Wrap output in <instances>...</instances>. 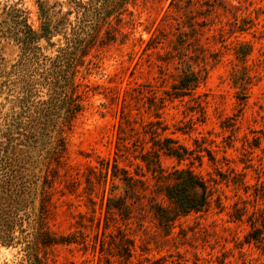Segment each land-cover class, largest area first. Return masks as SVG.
<instances>
[{
	"label": "rangeland",
	"instance_id": "rangeland-1",
	"mask_svg": "<svg viewBox=\"0 0 264 264\" xmlns=\"http://www.w3.org/2000/svg\"><path fill=\"white\" fill-rule=\"evenodd\" d=\"M40 1L0 0L1 232L4 209L20 191L19 183L4 182L6 173L27 172L32 186L22 106L32 68L22 64V32L25 22L39 28ZM48 1L59 18L70 9L69 0ZM121 14L81 69L90 91L83 113L61 133V165L57 146L46 158L36 198L33 188L28 197L31 222L37 216L55 235L75 234L78 243L44 248L28 227L26 251L15 226L12 246L0 240V264H264V240L247 242L264 220V0H133ZM189 71L200 77L199 87L176 96L173 87ZM151 122L165 129L159 138L188 150L183 160L160 154L154 170L189 169L213 191L208 209L177 218L170 228L150 205L167 206L168 182L140 159L155 161L145 133ZM103 160H117L144 181L141 206H133L130 219L108 211V196L118 197L122 185L116 181L111 192Z\"/></svg>",
	"mask_w": 264,
	"mask_h": 264
},
{
	"label": "trees",
	"instance_id": "trees-1",
	"mask_svg": "<svg viewBox=\"0 0 264 264\" xmlns=\"http://www.w3.org/2000/svg\"><path fill=\"white\" fill-rule=\"evenodd\" d=\"M131 1L133 0H69L70 9L60 18L58 17L59 12L55 13L53 10L56 6H48V0L40 1L38 2L39 28L34 30L26 22L24 24L22 64L26 67L31 66L32 77L31 84L28 83L26 89L25 99L22 101L27 125L24 126V123L18 120L16 129L19 130L24 126L27 134H31L27 135L26 139L31 140L32 143V200L36 198L38 186L42 182V168L47 156L59 146V151L56 152V163L59 168L62 155L66 151L61 133L64 130H70L85 109L84 102L90 89L80 79V76L84 78L81 69L88 67L86 58L99 41L104 29L112 28L114 19L122 15L126 5ZM72 14H75L73 21L69 17ZM58 36L61 37L58 42H53V39ZM112 37L111 34L110 41L115 40V37ZM55 47L58 48L54 55L49 56L45 53L48 48ZM248 54L247 52L246 56ZM199 85L200 77L189 71L184 72L173 89L176 96L182 97L191 95ZM32 97L35 98L34 101L30 100ZM158 123H149L151 129L145 132L151 136L155 161L145 155H142L140 159L149 172L157 175L161 173L160 178L168 182L163 190V195L168 202L167 206L150 205L157 221L162 226L170 228L177 218L208 209L212 203L213 191L204 178L189 169H173L169 173L154 170L158 168L154 167V163L159 161L160 154L178 160H183L188 155V150L178 145L174 139L159 138L161 137L160 131H165V129L158 127ZM18 135L24 134L19 133ZM12 161L13 157L10 158V164ZM104 163L103 160L101 169H105V183H108V180L111 181V192L119 188L116 181L122 185L118 197L112 194L108 196L106 202L108 211H113L124 219H130L133 206H141L142 198L139 192L144 181L139 179L138 174L133 176L129 171L121 168L117 160H114V163L108 161ZM23 173L19 170L16 172L11 170L5 175L7 181L4 180V182L19 183L20 191L19 194L17 193L16 202L4 209V231H0L3 233H0L2 243L6 246L13 245L15 238L12 235L15 226L19 227L21 234L17 244L24 246L26 251L31 244L29 235L26 233L28 227L34 231V237L44 248L78 243L74 238L75 234L55 235L44 222L38 223L37 216L32 222L29 220L32 214V217L34 216V208L29 211L28 197L30 198L31 190H28L27 186V172ZM252 229L247 242H262L264 240V220L261 227H252Z\"/></svg>",
	"mask_w": 264,
	"mask_h": 264
}]
</instances>
